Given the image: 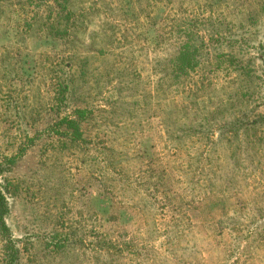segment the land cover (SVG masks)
I'll use <instances>...</instances> for the list:
<instances>
[{
  "label": "rangeland",
  "instance_id": "obj_1",
  "mask_svg": "<svg viewBox=\"0 0 264 264\" xmlns=\"http://www.w3.org/2000/svg\"><path fill=\"white\" fill-rule=\"evenodd\" d=\"M173 46L195 64L178 79ZM86 106L91 144L39 134ZM188 121L207 180L170 150ZM0 164L16 264H264V0H0Z\"/></svg>",
  "mask_w": 264,
  "mask_h": 264
},
{
  "label": "trees",
  "instance_id": "obj_2",
  "mask_svg": "<svg viewBox=\"0 0 264 264\" xmlns=\"http://www.w3.org/2000/svg\"><path fill=\"white\" fill-rule=\"evenodd\" d=\"M178 26H174V28L172 29V27H170V32L169 35H172V32L174 31V29L177 31ZM166 34L168 35V31L166 32ZM167 37V36H166ZM172 53L169 54V59L167 61V68L171 69L173 72V75H171L172 78H177L181 77L182 74L185 73L186 70H190L192 67L195 66L193 61H187L185 63L179 64L178 66V54L179 52H176L175 50V46H173ZM80 60V57L78 56H73L70 58L69 62H68V66L70 65L71 68H67V70H64L61 74V78H63L62 81L58 80L57 82V75L58 72L56 70V72L53 74V78L55 79V82L52 86L54 92H53V100H56L55 102H59V98L61 99V101H68L70 99V97H72L71 95H73L72 93L74 92V85L76 84V72L75 70H77V66L75 65V62H78ZM166 69V68H164ZM163 69V71H164ZM165 72V71H164ZM118 75V78H120V71L116 72ZM165 76H167V73L165 72ZM66 82H65V81ZM104 105V104H103ZM96 108H101V106H96ZM94 109L95 108H90L89 106H86L85 108H76L71 112V116H64L62 119H60V122L57 124H54L53 126H49L45 131L39 133V134H45L47 136L52 135L53 133L57 136H61L62 138H64L68 144H70V146H76L78 144H80L81 146L84 144H91L90 141L86 138L83 137V132L81 130V126L78 125V123L76 122L77 119H82L86 120L90 118V115H92L94 113ZM59 111V110H58ZM178 112V111H177ZM176 112V113H177ZM175 113V114H176ZM86 115V116H85ZM86 117V118H85ZM122 117V116H121ZM183 117L186 118L187 115L183 114ZM125 119V118H124ZM81 121V122H82ZM62 122H65V124H62ZM76 122L75 127L73 126V123ZM118 124L121 126L120 128V132L122 133V140L125 141L128 140L131 141V144H134L135 140H137L136 138L140 137V134L137 135L136 132V128H138L139 126H135L134 122L132 121H128L127 119L125 120H119ZM61 125L65 126L66 128H69V130H67L66 132H60L59 129L61 127ZM182 125V128H180L178 131L181 132V134L183 135L181 138L178 137V140L175 142L176 145L171 148L170 150L172 151L173 154L176 153H180L183 152L184 155L186 156V165L185 168L189 169V164H194L197 165L195 168H199L201 171V174L205 176L206 178V174L208 175V172L206 170V167H211L213 164V162L210 161L209 157L206 156L207 154V149L208 148H203L201 146H205L207 147L203 142L202 139L198 136H196V134H199L196 132V130L193 128L194 126L188 121L185 122ZM180 125V126H181ZM63 126V127H64ZM80 126V127H79ZM38 134V136H40ZM139 136V137H138ZM192 137V139H191ZM205 137V139H208L209 134ZM182 138H188L190 141L189 143L195 144L197 142H199V146L200 148H198V153L196 154L197 150L194 152V154L190 153V154H185L186 152H188V141L183 140ZM195 142H192V141ZM213 141V139L211 140ZM133 142V143H132ZM126 143V142H125ZM168 145V143H167ZM106 147L108 149H106ZM169 147V145H168ZM196 147V146H194ZM101 148L104 149V151H107V153H113L115 151L114 147H108L106 145H103ZM125 148V147H124ZM141 148V147H140ZM137 151V154L139 153L138 157L144 159L145 163H147L150 166V171L154 173V170L156 168V163L158 159H152V156L150 154V152H148V150L144 151ZM150 147H148L149 149ZM115 154V152H114ZM205 154V155H204ZM143 156V157H142ZM197 156V157H196ZM140 166H143L142 164ZM1 167V164H0ZM144 167V166H143ZM146 169V168H145ZM115 170L117 172H115ZM1 171V170H0ZM112 171V170H111ZM182 173H186L185 170H182ZM113 172V171H112ZM119 170L117 168H114V174L117 173L118 174ZM120 173V172H119ZM120 175V174H119ZM144 176V182L142 185L146 184L148 182V177ZM166 175H162L160 173V177L159 179H163ZM97 179L99 181V185L102 186V188L109 190L110 185H111V181L115 180L113 178H110L109 180V184H106L104 181H101L103 177V173L97 175ZM205 181V180H204ZM119 183H123V180H119L117 181ZM7 183H1L0 182V235L3 238L4 243L2 244L1 248H0V263L1 264H16L18 261V249L14 246L13 242H12V238L10 237V230L6 225L5 222V216L8 214V206H7V194H9V191L7 190ZM156 189V188H155ZM220 194L222 195V192L220 190ZM218 195V194H217ZM218 198V197H217ZM219 201L222 200V198L220 197L218 199ZM222 220L218 221V224H221Z\"/></svg>",
  "mask_w": 264,
  "mask_h": 264
}]
</instances>
